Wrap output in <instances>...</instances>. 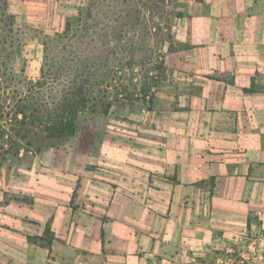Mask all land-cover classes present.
<instances>
[{
    "label": "crops",
    "instance_id": "crops-1",
    "mask_svg": "<svg viewBox=\"0 0 264 264\" xmlns=\"http://www.w3.org/2000/svg\"><path fill=\"white\" fill-rule=\"evenodd\" d=\"M198 8L157 53L151 110L136 90L115 111L130 82H109L99 143L41 144L20 175L0 165V264H192L209 241L264 232V0ZM47 233L50 249L28 238Z\"/></svg>",
    "mask_w": 264,
    "mask_h": 264
},
{
    "label": "rangeland",
    "instance_id": "rangeland-1",
    "mask_svg": "<svg viewBox=\"0 0 264 264\" xmlns=\"http://www.w3.org/2000/svg\"><path fill=\"white\" fill-rule=\"evenodd\" d=\"M200 2L7 0V14L14 16L19 42L13 51L0 48V165L10 159L20 175L30 168L34 151L43 144L99 143L98 136L107 124L104 113L109 101L105 91L109 82H130L115 87L114 94H124L113 99L115 111L126 104L134 105L119 101L134 98L137 91L146 93L141 99L147 106L150 88L146 83L155 81V75L165 74L161 73L157 53L168 43L175 47L173 27L179 18L199 13ZM2 4L0 0V17ZM40 16L45 21L53 19L55 26L30 22ZM67 22L70 26L65 31ZM155 67L160 72L151 75ZM71 91L76 93L71 108L75 131L61 141L47 139L43 130L54 121L58 108H66L65 99L75 96ZM200 254L192 264H264V232L232 234L218 245L209 241Z\"/></svg>",
    "mask_w": 264,
    "mask_h": 264
},
{
    "label": "trees",
    "instance_id": "trees-1",
    "mask_svg": "<svg viewBox=\"0 0 264 264\" xmlns=\"http://www.w3.org/2000/svg\"><path fill=\"white\" fill-rule=\"evenodd\" d=\"M7 0H3L2 4V12L0 17V48L2 49H11L14 50L15 44L19 42L18 33L19 29L14 28L15 22H14V16L7 14ZM70 26V23L67 22L65 31H68V28ZM16 34V35H15ZM18 35V36H17ZM11 51V52H12ZM72 95L74 94V91H71ZM75 96L69 99H65L64 103L66 108L61 110V107L58 108V112H56L54 116V121L52 123H49L50 125H47L45 129L43 130V134H45V137L47 139L54 138L55 140H63L67 137H70L73 135V132L75 131V125H74V118L73 113L71 111V108L74 106V99ZM120 97H123L120 95ZM62 106V105H61ZM63 113L66 114L67 117L63 116ZM68 114V115H67ZM23 117L25 118V115L23 114ZM15 200L19 202L28 201L29 199L26 198H15ZM29 240H31L34 243H40L41 246L46 248H51V244L53 242L54 237L50 236L48 233L45 234V236L39 237V236H29Z\"/></svg>",
    "mask_w": 264,
    "mask_h": 264
},
{
    "label": "built area",
    "instance_id": "built-area-1",
    "mask_svg": "<svg viewBox=\"0 0 264 264\" xmlns=\"http://www.w3.org/2000/svg\"><path fill=\"white\" fill-rule=\"evenodd\" d=\"M24 153V150H21V154H23Z\"/></svg>",
    "mask_w": 264,
    "mask_h": 264
}]
</instances>
